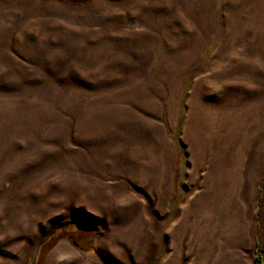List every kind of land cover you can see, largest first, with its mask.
I'll return each mask as SVG.
<instances>
[{
    "label": "rangeland",
    "instance_id": "1",
    "mask_svg": "<svg viewBox=\"0 0 264 264\" xmlns=\"http://www.w3.org/2000/svg\"><path fill=\"white\" fill-rule=\"evenodd\" d=\"M235 2L0 0V264H264V41ZM198 111L238 208L172 244Z\"/></svg>",
    "mask_w": 264,
    "mask_h": 264
},
{
    "label": "bare ground",
    "instance_id": "2",
    "mask_svg": "<svg viewBox=\"0 0 264 264\" xmlns=\"http://www.w3.org/2000/svg\"><path fill=\"white\" fill-rule=\"evenodd\" d=\"M238 1L239 0H236V2L234 3V6L232 4L231 13H233L235 11V8H236L238 13L239 12L242 13L243 11H245L246 13H250V15L257 13L256 14V23H257L258 28L256 30L258 31V33H260V35L262 37L261 39H263V41H264V0H261V2H260V0H258V2L256 0H240V2H238ZM231 17L232 18L230 19V24H228L229 23L228 22L225 25V29L227 32L226 34H229V35H231L232 29H235V27L232 24L238 25V26L240 25V23H239L240 18L238 20L233 15ZM228 19H229V16L226 17V21H228ZM240 26L243 27L242 23ZM239 31H241L240 28H239ZM235 37H238V32H237V36H235ZM232 38H233V36H232ZM255 38L256 37H254V39ZM231 40H233V39H231ZM252 45H254V44H252ZM248 47H250V46H248ZM256 56H257V53H256ZM257 59H258V56H257ZM243 63H245V62H243ZM245 66H247V65H245ZM252 66H251V68H252ZM217 68H219V67H216L215 69H217ZM195 104H196V102H195ZM201 112L198 111V113H194L196 115V119H197L194 123L195 126L193 127V129H190V128L186 129L185 138L189 143L191 151L198 155V157H199L198 162H200L199 166H205L204 172L199 177V180L197 183L198 189H197V192L195 193V196L186 202V204L184 205V208L182 209V211L179 213V216L175 220L174 225L171 227L172 231L169 232L170 233L169 238L172 239V244L177 243L176 242L177 239L180 240V238H181L180 236L182 234V231L185 227H187V224L189 223V221L190 222L192 221L196 225L201 224L200 216H202V215L203 216L208 215L211 217H217L219 215H225V214L230 215V213L232 211L237 210V208H238L237 200H236V195H237L236 192H237L239 184H238V179H237L236 174H237L238 169H239V161L237 158H235L234 161H231L230 165H225L226 162L223 160L222 156L220 155V153L218 151H214L213 148H211L212 150H210V149L208 150V147L206 148L203 145V143H202L203 140L201 141V138L199 137V132L202 129V127H201V119H202ZM207 150L210 151V153L207 152ZM206 152L208 154H206ZM206 155L208 157H206ZM196 160H197V157H196ZM208 219H211V218H208ZM205 221H206V219H205ZM202 224H203V222H202ZM188 234H189V232H188ZM200 234H202V233H200ZM193 235H195V234H193ZM169 238H168V240L170 241Z\"/></svg>",
    "mask_w": 264,
    "mask_h": 264
}]
</instances>
